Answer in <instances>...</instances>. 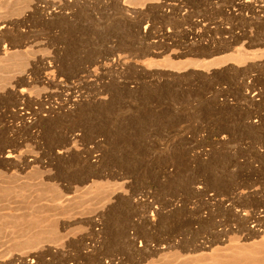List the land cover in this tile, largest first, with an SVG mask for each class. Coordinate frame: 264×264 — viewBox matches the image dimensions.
<instances>
[{
    "label": "rangeland",
    "instance_id": "obj_1",
    "mask_svg": "<svg viewBox=\"0 0 264 264\" xmlns=\"http://www.w3.org/2000/svg\"><path fill=\"white\" fill-rule=\"evenodd\" d=\"M0 264H264V0H0Z\"/></svg>",
    "mask_w": 264,
    "mask_h": 264
},
{
    "label": "bare ground",
    "instance_id": "obj_2",
    "mask_svg": "<svg viewBox=\"0 0 264 264\" xmlns=\"http://www.w3.org/2000/svg\"><path fill=\"white\" fill-rule=\"evenodd\" d=\"M6 54H7V52H6ZM235 56V55H234ZM229 57V56H228ZM240 57V56H239ZM234 58V57H233ZM241 58V57H240ZM228 59H231V58H228ZM227 59V60H228ZM238 59V58H237ZM223 60V59H222ZM225 60V59H224ZM235 60H236V57H235ZM235 60H233V61H235ZM221 61V60H220ZM239 61V60H238ZM242 61V60H241ZM216 62V61H215ZM226 62V61H225ZM228 62H229V60H228ZM230 62H232V61H230ZM240 62V61H239ZM219 63V62H218ZM221 63V62H220ZM227 63V62H226ZM237 63V62H236ZM183 64H185V63H183ZM187 64V63H186ZM222 64H223V62H222ZM225 64V63H224ZM192 65V64H191ZM210 65V64H209ZM216 65H218V64H216ZM220 65V64H219ZM218 65V66H219ZM188 66H190V64H188ZM202 66V65H201ZM216 67V66H215ZM180 68H182V67H180ZM210 68V67H209ZM208 69V68H207ZM243 216H247V213H243L242 214ZM243 223H248V220H244L243 221ZM194 240V239H193ZM207 242V241H206ZM184 243H186V242H184ZM194 243H195V245H194ZM189 244V243H188ZM208 244V243H207ZM207 244L206 243H200V245H198V243L196 244V242H194L193 241V245L196 247V249L198 250V252H199V250H203V249H205L206 247H207ZM217 244V243H216ZM191 245H192V243H191ZM214 245V244H213ZM182 246V245H181ZM188 246H190V245H188ZM187 247V246H186ZM191 247V246H190ZM193 247V246H192ZM194 248V247H193ZM190 249V248H189ZM196 249H194V250H196ZM193 250V251H194ZM196 250V251H197ZM199 261V259H190V261H189V263H196V262H198Z\"/></svg>",
    "mask_w": 264,
    "mask_h": 264
}]
</instances>
